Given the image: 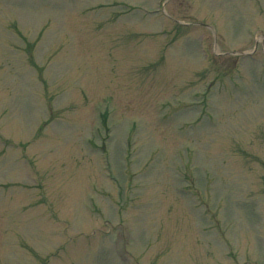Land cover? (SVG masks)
Wrapping results in <instances>:
<instances>
[{
	"label": "rangeland",
	"instance_id": "374dc122",
	"mask_svg": "<svg viewBox=\"0 0 264 264\" xmlns=\"http://www.w3.org/2000/svg\"><path fill=\"white\" fill-rule=\"evenodd\" d=\"M0 264H264V0H0Z\"/></svg>",
	"mask_w": 264,
	"mask_h": 264
}]
</instances>
